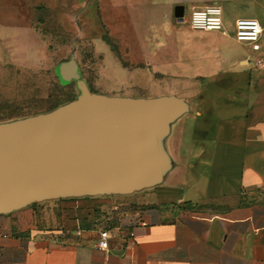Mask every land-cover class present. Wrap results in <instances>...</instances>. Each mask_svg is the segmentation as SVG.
I'll return each mask as SVG.
<instances>
[{"label": "crops", "instance_id": "1", "mask_svg": "<svg viewBox=\"0 0 264 264\" xmlns=\"http://www.w3.org/2000/svg\"><path fill=\"white\" fill-rule=\"evenodd\" d=\"M108 3L130 33L118 41L126 59L112 75L127 80L100 92L186 99L190 111L166 140L173 168L141 196L150 208L133 221L111 217L124 196L0 215V264H264V0ZM213 5L223 10V30L192 29L191 13ZM240 19L261 24L259 49L236 39Z\"/></svg>", "mask_w": 264, "mask_h": 264}, {"label": "water", "instance_id": "2", "mask_svg": "<svg viewBox=\"0 0 264 264\" xmlns=\"http://www.w3.org/2000/svg\"><path fill=\"white\" fill-rule=\"evenodd\" d=\"M184 9L177 8V17ZM80 95L51 112L0 124V215L67 198L128 196L161 185L173 168L172 126L185 98L91 91L72 58L58 66Z\"/></svg>", "mask_w": 264, "mask_h": 264}, {"label": "rangeland", "instance_id": "3", "mask_svg": "<svg viewBox=\"0 0 264 264\" xmlns=\"http://www.w3.org/2000/svg\"><path fill=\"white\" fill-rule=\"evenodd\" d=\"M104 1L0 0V124L45 114L77 99L76 83L66 84L57 74L58 66L72 58L95 93L110 92L127 80L113 76L119 58L126 59L127 48L118 41L125 43L130 33L125 24L121 27L122 13H112ZM181 125L175 124L172 133ZM146 191L113 198L117 210L112 219L133 221L135 214L149 209L141 202Z\"/></svg>", "mask_w": 264, "mask_h": 264}, {"label": "built area", "instance_id": "4", "mask_svg": "<svg viewBox=\"0 0 264 264\" xmlns=\"http://www.w3.org/2000/svg\"><path fill=\"white\" fill-rule=\"evenodd\" d=\"M189 25L194 30L199 31H222L224 28L223 10L218 5L198 9L191 13ZM262 34V26L257 20L240 19L236 23V39L240 42H248L259 49L258 41ZM108 237V233L103 234V241ZM101 249H105L103 245Z\"/></svg>", "mask_w": 264, "mask_h": 264}, {"label": "trees", "instance_id": "5", "mask_svg": "<svg viewBox=\"0 0 264 264\" xmlns=\"http://www.w3.org/2000/svg\"><path fill=\"white\" fill-rule=\"evenodd\" d=\"M91 91H93V90H91ZM34 205H36V204H34ZM181 208H184V209H194L195 207L191 203H186V204L181 205Z\"/></svg>", "mask_w": 264, "mask_h": 264}]
</instances>
